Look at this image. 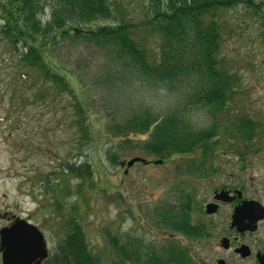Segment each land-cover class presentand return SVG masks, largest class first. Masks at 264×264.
<instances>
[{"label": "rangeland", "instance_id": "374dc122", "mask_svg": "<svg viewBox=\"0 0 264 264\" xmlns=\"http://www.w3.org/2000/svg\"><path fill=\"white\" fill-rule=\"evenodd\" d=\"M109 4L115 17L97 24H114L120 19L137 22L151 0H109ZM52 5L53 1L44 3L39 15L43 24L51 20ZM217 15L223 36L219 69L229 72L226 76L231 82L225 77L224 82L232 93L228 107L221 111L218 104L199 102L204 96L193 95L192 89H198L193 82H189L191 88L187 85L176 92L166 85H154L132 74L128 66L115 64L111 48H100L77 35L59 39L49 57L52 68L65 72L74 90L50 91L44 72L26 69L27 74L19 76L18 59L24 50L10 45L0 34V229L17 217L29 220L47 237L52 257L70 230V215L75 214L80 216L91 250L101 254L103 264L119 260L115 251L109 254L111 234L120 243L137 240V248L142 242L143 252L176 241L190 249L198 264H211V249L204 237L187 239L157 219L158 208L172 207L190 190L195 203L202 201L205 179L188 174L186 157L167 159L164 155L168 152L162 156L146 152L142 146L150 133L115 136L107 129L147 112L157 119H174L179 133L185 125L195 131H221L229 120L245 115L264 117L263 53L260 56L253 51L255 44L264 45V0H240ZM149 40L157 49L158 37ZM218 79L222 84L223 79ZM78 105L89 114L86 124L92 140L86 150L87 143H81L80 129L73 122ZM114 155H118V163L111 160ZM132 158L151 163L138 161L127 168ZM161 160L166 161L153 163ZM66 162L90 163L95 185L86 181L83 194L75 195L79 179L60 176L67 170ZM57 176L75 186L71 188L73 195L60 197L62 211L55 204ZM193 219L200 220L197 212Z\"/></svg>", "mask_w": 264, "mask_h": 264}, {"label": "trees", "instance_id": "16d2710c", "mask_svg": "<svg viewBox=\"0 0 264 264\" xmlns=\"http://www.w3.org/2000/svg\"><path fill=\"white\" fill-rule=\"evenodd\" d=\"M47 1H53L51 20L43 24L39 15L44 11V3ZM239 2L240 0H151V5L139 21L120 19L114 24L102 25L97 24L99 20L115 17L109 0H0V34L10 45L24 50L18 59L19 76H25L26 69L44 72L45 78L50 82V91L56 89L67 93L73 89L67 74L52 68L49 57L52 56V45L59 39H74L77 35L96 43L100 48H111L115 64L128 66L132 74L154 85H166L170 91L176 92L187 85L191 88L192 84L189 82H193L198 88L192 89L196 93L193 92V95L204 96V101L202 98L199 102L218 104V111H221L231 86L228 87L224 82L230 81V77L226 76L229 72L219 69L223 36L217 13L234 7ZM152 36L160 40L157 49L149 42V37ZM114 67L112 65V70ZM217 78L223 79L222 84L216 81ZM204 92L207 94L204 95ZM73 112V122L80 129L81 143H87L84 148L86 150L92 140L86 124L89 114L81 105L74 107ZM152 126L155 127L151 129ZM177 127L179 125L174 119H157L147 112L136 114L107 130L115 136L150 133L149 141L142 148L158 156L168 152L164 155L167 159L177 154L199 152L200 144L216 134L207 129L195 131L186 125L179 133L181 130L176 129ZM111 160L118 163V155L111 157ZM64 167L67 170H63L60 176L64 174L80 181L76 184L75 195L83 194L86 181L90 186L95 185L92 182L93 170L90 163L66 162ZM200 168V163L185 166L188 174L197 177L201 174ZM57 178L59 180L55 187L58 196L55 204L62 211L64 206L59 201L60 197L73 195L71 188L75 186H71L69 182L64 183L65 180L59 176ZM188 193L186 198L172 207L158 208L157 219L162 225L187 239H199L203 228L200 222H194L193 213L201 212L200 203H195L191 190ZM68 223L69 232L47 264H103L101 254L93 252L89 246L80 216L70 215ZM108 236L112 247L109 254L115 251L119 259L114 264H198L190 249L183 248L176 241L170 240L158 250L143 252L140 249L143 245L141 241L137 248V240L120 243L115 235Z\"/></svg>", "mask_w": 264, "mask_h": 264}, {"label": "flooded vegetation", "instance_id": "af4514ba", "mask_svg": "<svg viewBox=\"0 0 264 264\" xmlns=\"http://www.w3.org/2000/svg\"><path fill=\"white\" fill-rule=\"evenodd\" d=\"M253 48L264 65V45ZM215 132L199 152L178 155L188 165L200 163L205 179L194 222L201 223L211 264H264V117L245 115Z\"/></svg>", "mask_w": 264, "mask_h": 264}, {"label": "water", "instance_id": "95a60500", "mask_svg": "<svg viewBox=\"0 0 264 264\" xmlns=\"http://www.w3.org/2000/svg\"><path fill=\"white\" fill-rule=\"evenodd\" d=\"M137 161L145 162L134 158L127 163L128 167ZM212 211L209 207V212ZM0 251L3 264H41L48 255L43 233L24 219H17L10 227L0 230Z\"/></svg>", "mask_w": 264, "mask_h": 264}]
</instances>
